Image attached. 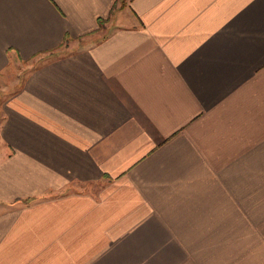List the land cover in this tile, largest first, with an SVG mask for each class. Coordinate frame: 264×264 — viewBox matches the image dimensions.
<instances>
[{
	"label": "crops",
	"instance_id": "1",
	"mask_svg": "<svg viewBox=\"0 0 264 264\" xmlns=\"http://www.w3.org/2000/svg\"><path fill=\"white\" fill-rule=\"evenodd\" d=\"M0 264H264V0H0Z\"/></svg>",
	"mask_w": 264,
	"mask_h": 264
}]
</instances>
